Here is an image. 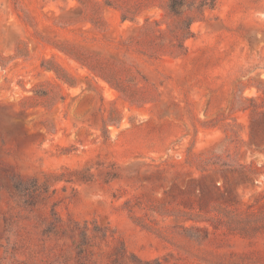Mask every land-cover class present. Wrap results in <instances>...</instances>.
Returning a JSON list of instances; mask_svg holds the SVG:
<instances>
[{
    "label": "rangeland",
    "instance_id": "1",
    "mask_svg": "<svg viewBox=\"0 0 264 264\" xmlns=\"http://www.w3.org/2000/svg\"><path fill=\"white\" fill-rule=\"evenodd\" d=\"M214 1L173 59L166 0H0V264H264V0Z\"/></svg>",
    "mask_w": 264,
    "mask_h": 264
},
{
    "label": "trees",
    "instance_id": "2",
    "mask_svg": "<svg viewBox=\"0 0 264 264\" xmlns=\"http://www.w3.org/2000/svg\"><path fill=\"white\" fill-rule=\"evenodd\" d=\"M105 5L113 7L120 12V18L122 21H126L128 18L122 12L120 6H114L109 0H105ZM215 6L214 0H166L165 12L166 16L170 19L169 24L166 26V29L160 31L159 42L155 44L156 46V56H169L173 59H178L183 57L187 53V47L185 46V41L193 37L191 31V25L198 19L203 17L205 10H212ZM133 17L131 18V20ZM159 25L157 22H149L148 20L140 27L139 32L146 34L151 32L154 28H157ZM126 45V44H124ZM128 45V44H127ZM128 48H133L127 46ZM134 50L142 53L140 50L133 48ZM149 59H160V58H149ZM12 187L16 193L22 194L23 199H27L26 194L28 192L39 193L40 186L34 180H23L19 177H13ZM41 193V192H40ZM19 200V199H18ZM20 201V200H19ZM25 204V200L22 202ZM50 222L47 225L48 230L46 233L55 234L52 230V227H57L56 224L60 223V220L57 219L55 213L51 212ZM56 217V218H55ZM74 227V225H73ZM87 226L83 225V229L79 231L78 239L75 248L78 254L85 252L88 244L87 238ZM59 230V228H58ZM91 237H99L100 239L105 238L106 232L100 230L97 226H93L91 231ZM72 237V236H71ZM85 247V249H84ZM79 251V252H78ZM132 257V258H131ZM130 259L136 262L134 256H131ZM147 264V263H145Z\"/></svg>",
    "mask_w": 264,
    "mask_h": 264
}]
</instances>
